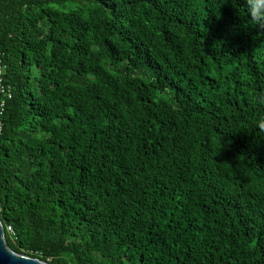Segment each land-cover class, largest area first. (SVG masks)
I'll return each mask as SVG.
<instances>
[{
  "label": "trees",
  "instance_id": "trees-1",
  "mask_svg": "<svg viewBox=\"0 0 264 264\" xmlns=\"http://www.w3.org/2000/svg\"><path fill=\"white\" fill-rule=\"evenodd\" d=\"M0 55L12 250L264 264V26L242 0H0Z\"/></svg>",
  "mask_w": 264,
  "mask_h": 264
},
{
  "label": "water",
  "instance_id": "water-1",
  "mask_svg": "<svg viewBox=\"0 0 264 264\" xmlns=\"http://www.w3.org/2000/svg\"><path fill=\"white\" fill-rule=\"evenodd\" d=\"M0 264H49L12 250L6 239V230L0 220Z\"/></svg>",
  "mask_w": 264,
  "mask_h": 264
},
{
  "label": "clouds",
  "instance_id": "clouds-1",
  "mask_svg": "<svg viewBox=\"0 0 264 264\" xmlns=\"http://www.w3.org/2000/svg\"><path fill=\"white\" fill-rule=\"evenodd\" d=\"M246 17L254 25L264 26V0H242ZM259 129L264 130V120H258Z\"/></svg>",
  "mask_w": 264,
  "mask_h": 264
},
{
  "label": "built area",
  "instance_id": "built-area-1",
  "mask_svg": "<svg viewBox=\"0 0 264 264\" xmlns=\"http://www.w3.org/2000/svg\"><path fill=\"white\" fill-rule=\"evenodd\" d=\"M11 97H12V93L5 86L3 81V64L0 55V137L2 136V131H3V123L1 118L5 111L6 99H11ZM8 232L12 235L14 234L11 227L8 228Z\"/></svg>",
  "mask_w": 264,
  "mask_h": 264
}]
</instances>
